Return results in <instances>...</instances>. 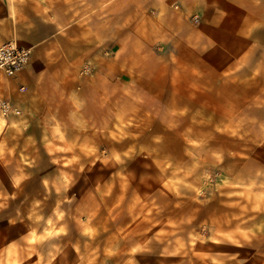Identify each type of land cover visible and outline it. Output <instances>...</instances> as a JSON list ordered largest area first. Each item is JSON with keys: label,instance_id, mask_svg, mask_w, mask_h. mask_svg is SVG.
<instances>
[{"label": "rangeland", "instance_id": "1", "mask_svg": "<svg viewBox=\"0 0 264 264\" xmlns=\"http://www.w3.org/2000/svg\"><path fill=\"white\" fill-rule=\"evenodd\" d=\"M258 59L238 87L236 74L190 72L188 58L142 89L134 74L143 102L77 146L85 166L62 170L67 192L30 202L26 233L0 235V264H253L238 245L264 199L248 169L264 159V70L248 71Z\"/></svg>", "mask_w": 264, "mask_h": 264}, {"label": "crops", "instance_id": "2", "mask_svg": "<svg viewBox=\"0 0 264 264\" xmlns=\"http://www.w3.org/2000/svg\"><path fill=\"white\" fill-rule=\"evenodd\" d=\"M10 42L31 58L13 77L0 73V103L18 112L0 115V235L9 241L28 231L30 202L67 192L62 170L85 166L77 146L143 102L134 74L142 89L148 73L175 72L180 58L193 73L236 74L227 80L237 87L246 58H259L248 71L262 72L264 0H0V45ZM250 168L264 184V159ZM260 193L238 245L253 264H264Z\"/></svg>", "mask_w": 264, "mask_h": 264}, {"label": "built area", "instance_id": "3", "mask_svg": "<svg viewBox=\"0 0 264 264\" xmlns=\"http://www.w3.org/2000/svg\"><path fill=\"white\" fill-rule=\"evenodd\" d=\"M30 58L31 49L19 47L14 42L0 45V73L7 77H13L26 68ZM11 113L18 114L11 109L9 104L1 102L0 115L4 117Z\"/></svg>", "mask_w": 264, "mask_h": 264}]
</instances>
